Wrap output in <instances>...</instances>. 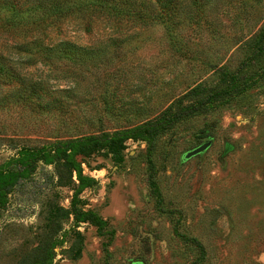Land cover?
Here are the masks:
<instances>
[{
  "label": "rangeland",
  "instance_id": "obj_1",
  "mask_svg": "<svg viewBox=\"0 0 264 264\" xmlns=\"http://www.w3.org/2000/svg\"><path fill=\"white\" fill-rule=\"evenodd\" d=\"M200 1L195 9L191 0H174L173 36L161 23L126 22L124 37L101 17L84 30L83 20L67 16L45 30L47 37L89 45L96 51L91 58L50 66L31 56L23 69L46 81L41 102L33 100L41 106L15 100L14 84L0 88V172L17 175L0 183V264H14L36 246L53 211L70 207L73 192L80 208L103 222L102 232L71 215L55 218L59 230L46 264H264V77L160 134L150 155L134 137L77 155L81 179L72 171L68 184L56 182L53 162L24 151L113 133L198 83L219 85L222 70H234L247 55L264 0ZM263 64L264 54L242 72L258 75ZM49 85L58 102L45 108ZM206 139L204 151L182 159Z\"/></svg>",
  "mask_w": 264,
  "mask_h": 264
},
{
  "label": "trees",
  "instance_id": "obj_2",
  "mask_svg": "<svg viewBox=\"0 0 264 264\" xmlns=\"http://www.w3.org/2000/svg\"><path fill=\"white\" fill-rule=\"evenodd\" d=\"M150 1L0 0L1 90L6 91L10 84H14L18 87L17 95L14 96L15 100L27 103H32L33 100L40 101L43 98L39 92H42V86L46 84L44 83L46 81L41 77H33L29 71L23 69L24 64L29 63L31 56H42V61L50 66L55 64L58 59L75 62L79 58H91L96 51L89 45L75 46L67 39L51 41V38L47 37L45 30L55 26L67 16L83 20L84 30L90 29L92 18L101 17L107 19L110 22L108 24L114 27L117 33L122 36L125 35L124 37L127 36V29L129 28L126 22L143 26L161 23L170 36L175 35V31L169 30L173 24L171 12L172 8L175 7L174 0H154L156 3L154 10L151 8ZM201 2L200 0H191V5L198 9ZM248 46V53L239 66L232 71L222 70V80L219 85L204 88L203 84L198 83L172 97L162 109L154 114L148 115L143 120H139L128 127L113 131V133L99 130L54 140L42 149H37L35 153L24 150L25 155H35L39 156L43 162H53V172L59 185L68 184L71 181L72 171L77 173L78 180L81 179L79 170L74 168L77 165L75 161L77 155H88L102 147L112 149L125 138L134 137L143 140L146 143V153L150 155L160 134L170 130L186 118L207 109L212 103H227L235 96L243 95L247 88L253 86L257 78L264 77V64L261 66L262 72H257L258 75L242 72L249 61L264 54V19L249 39ZM20 54L24 56L21 57ZM50 85L49 89L46 90L49 98L46 97L43 101L44 104H42L45 108H51L54 103L58 102L53 97L54 89ZM34 103L41 106L38 101ZM52 146L53 148H51ZM26 159L23 169L25 172H30L34 167ZM11 175L17 177L16 173L10 170L5 173L0 172V183L7 185ZM2 191H4V187L0 188V198ZM75 194L73 192L68 209L58 207L53 211L54 213L49 220V232L36 246L24 252L14 264H46L48 262L53 250L51 235L59 230V224L56 221L58 218L71 215L77 221H90L100 233L102 232L103 222L95 213L82 210L77 203ZM109 235L111 236L110 233ZM78 253L79 251H77Z\"/></svg>",
  "mask_w": 264,
  "mask_h": 264
},
{
  "label": "water",
  "instance_id": "obj_3",
  "mask_svg": "<svg viewBox=\"0 0 264 264\" xmlns=\"http://www.w3.org/2000/svg\"><path fill=\"white\" fill-rule=\"evenodd\" d=\"M210 144V139H206L205 141L201 142L200 144L196 145L195 147L187 150L182 154V159H188L194 155H197L198 153H201L204 151L208 145Z\"/></svg>",
  "mask_w": 264,
  "mask_h": 264
},
{
  "label": "flooded vegetation",
  "instance_id": "obj_4",
  "mask_svg": "<svg viewBox=\"0 0 264 264\" xmlns=\"http://www.w3.org/2000/svg\"><path fill=\"white\" fill-rule=\"evenodd\" d=\"M130 264H143L142 262L138 261V260H133L130 262Z\"/></svg>",
  "mask_w": 264,
  "mask_h": 264
}]
</instances>
